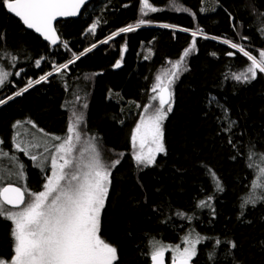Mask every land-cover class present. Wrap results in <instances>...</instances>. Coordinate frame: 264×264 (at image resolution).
<instances>
[{"label":"trees","instance_id":"1","mask_svg":"<svg viewBox=\"0 0 264 264\" xmlns=\"http://www.w3.org/2000/svg\"><path fill=\"white\" fill-rule=\"evenodd\" d=\"M98 1L79 20L57 24L56 48L0 5V71L7 73L0 100L96 46L2 105L0 136L8 143L25 122L63 139L68 99L88 97V131L119 156L101 235L125 259L122 264H150L154 243L184 248L186 237L197 236L194 264H264V200L241 208L264 168V73L235 80L233 74L246 72L251 61L222 41L240 43L253 56L264 50V0H149L157 11L145 10L146 15L140 12L142 0H108L95 19L89 9ZM141 18L143 25L112 41L113 33ZM198 29L193 48L192 32ZM186 49L191 51L174 79L172 111L162 122L165 152L140 168L131 155L133 126L126 117L148 102L160 72ZM226 114L235 123L230 131L223 123ZM24 164L26 183L38 188L37 168ZM11 230L12 223L0 217V257L11 254Z\"/></svg>","mask_w":264,"mask_h":264},{"label":"snow or ice","instance_id":"2","mask_svg":"<svg viewBox=\"0 0 264 264\" xmlns=\"http://www.w3.org/2000/svg\"><path fill=\"white\" fill-rule=\"evenodd\" d=\"M85 3L86 0H0V5L8 12L19 17L29 29H35L52 44H56L58 39L53 21L59 17L76 16ZM145 10L157 11L149 4V0H142L140 9L142 15H146ZM144 23L145 20L141 18L135 26L122 27L119 32L134 31ZM163 27H170V25L165 24ZM95 28L96 24H93L90 31H94ZM199 31L198 29L192 32L193 48ZM118 34L113 33V35ZM103 43H107V40ZM224 43L230 44L233 49H237L251 61L246 72L233 74L235 80L247 82L249 79L256 78L258 71L264 73V51H261L257 58L235 43L228 40H224ZM85 51H91V49ZM190 51L191 49H186L180 60L173 63L172 68L178 70L184 57L188 56ZM228 55L231 56L234 53L229 52ZM76 59H79V56ZM39 64L40 61L37 60L36 65L39 66ZM67 66V64H62L54 67V71L59 72ZM115 66H120L119 61ZM169 74L175 76L176 71L166 73V75ZM50 75H52L51 72L46 76H41L35 83L46 80ZM6 77L7 73L0 71V85L4 83ZM156 79L157 83L153 91L160 89L159 107L152 115L141 118L132 135L133 147L139 145V151L134 154L138 166L153 165L156 155L165 152L162 122L167 113L172 111L170 103L172 94L168 90V85L172 81L169 79L167 84L162 86L161 77L158 76ZM32 83L29 81L28 87H31ZM20 94V91L16 93V95ZM3 103L5 101L0 100V104ZM165 104H168L167 110L164 108ZM80 120L81 117L77 116L76 123L69 124L68 135L55 146V154L51 156V175L47 177L43 191L28 193L29 199L26 202V189L14 187L11 183L6 187H0V217L12 222L11 235L14 238V254L9 260L0 258V264H115L118 260L116 247L101 235V216L109 195L111 172L101 162L95 148H92L93 154L87 161L75 160L72 156L75 148L74 141L80 140V134L76 128ZM53 139L60 140L61 138L53 137ZM16 147L20 149L19 144ZM20 150L26 151V149ZM251 155L253 153L250 150L249 156ZM30 158L33 161L37 160L35 155ZM118 163L119 160L114 161L111 167L114 168ZM217 187L219 188L220 185L217 184ZM252 189L253 195L241 203L242 209L248 203L254 204L258 199L264 200V168L259 169V177L253 181ZM256 189L261 190L259 195L255 194ZM200 206L210 207L211 205L206 201H201ZM200 242L201 239L198 236L195 239L186 237L184 240L186 247L171 248L174 252L173 264H190L197 253L196 245ZM220 243L219 240L216 241V244ZM232 247H235L234 243ZM153 249L151 253L153 264H163V255L169 250V246L154 243Z\"/></svg>","mask_w":264,"mask_h":264},{"label":"rangeland","instance_id":"3","mask_svg":"<svg viewBox=\"0 0 264 264\" xmlns=\"http://www.w3.org/2000/svg\"><path fill=\"white\" fill-rule=\"evenodd\" d=\"M107 5H108V0H99L97 3L93 4L90 7L89 13L96 19L106 9ZM95 30L93 32H95ZM118 33H119L118 35H114L115 38L112 41L114 42L118 41V38L121 35H123V33H120V32ZM222 41L224 42V40ZM227 45L230 46V44H227ZM237 45H239L240 47H243L240 43H238ZM95 47H91L89 49H91L92 51L94 50ZM235 50L238 51L237 49ZM91 51H85L83 55H77V56H79V58H82L83 56H85L87 53ZM261 51H264V50H261ZM261 51H258L257 56H256L257 58H259V53ZM77 56H74L73 59H71L70 61L66 63L68 65L67 68H62L61 70L68 69L70 65L75 63L78 60L76 59ZM183 67H184V62L181 63L180 68L178 70H175L173 68H168V69L165 68L160 72L162 86L167 84L168 80L171 79L172 82L171 84L168 85V88L171 91L172 95H173V88H174L173 84H174L175 76L177 75L179 71L183 69ZM171 71H176V75L175 76H171L170 74L166 75V73H170ZM51 73L52 75H55L58 72L53 71ZM50 76H47V78ZM35 84L37 83H33L31 87H33ZM31 87H26L25 89L28 90ZM20 92L22 94L25 91L21 90ZM159 92H160V89H157L155 92L152 89L150 91V96H149V100L147 103H145L144 105L139 103L136 105V107H134V109L130 110L129 117H126V118H128V123L130 121L132 122L130 126V127L133 126L132 135L136 129V125L140 122L141 118L142 117L146 118L147 116L152 115L155 109L159 107V101H157V99H153V97H157L159 95ZM16 93L12 96L11 99L4 100L5 103L19 96V95H16ZM214 99L216 98L214 97ZM132 102L134 101H129L130 104ZM5 103L0 104V107L4 105ZM67 104H68L67 106L68 110L66 111V114L68 117V125L65 129V132L63 133L64 134L63 139L68 135L69 124L76 123L77 116L81 117V120L79 121V123L76 124L77 131L80 134V140L78 142L74 141L75 148L72 153L73 158L75 160L83 159L84 161H87L89 156L93 154L92 148H95L96 152L99 154V158L101 159V162L105 165L106 168L109 169L112 175V172L116 166L113 168L111 167V165L114 161L119 160V156L115 152H112L109 149H107L108 151L105 150L103 148L102 143L99 141V139L91 135L90 132L88 131L86 127V111H87L88 97H84L83 100L80 99V100H75L71 102L68 99ZM167 107L168 106H164V108H167ZM128 109H129V105H127V107L125 108V112ZM223 123L226 124L228 131H230L235 126V123L231 121V119L229 118V115L227 116V114L224 117ZM19 125L22 128L18 126L15 128L12 134L13 136L8 142L9 144L4 142L3 137L0 136V187H4L8 183H17L18 185H21L24 190L25 189L27 190L26 191V202H27L29 199L28 193L43 191V185L47 182V177L51 175V156L55 154V146L60 144L63 141V139H60V140L53 139V137H58L57 133L49 132L46 130H41L36 123H32L31 125H28L25 122H22V123L19 122ZM17 144H19L20 149H26V151H21L20 149H18L16 147ZM6 145H9V148ZM45 149H47V151ZM137 151H139V145L137 144V146L134 148L133 143H132L131 155L133 156V158H134L135 152ZM81 153H83V157H81ZM32 155H35L37 157L36 161H33L30 158ZM22 159L24 161H29L33 166L37 168L39 176H40V184L38 188L34 189L29 185V183H26V180L28 178L26 177V174H25V164H24V161H22ZM121 159L122 157L120 158V160ZM21 165L23 167H21ZM139 167L146 168L144 165H139ZM110 180H111V176H110ZM12 228H13V225H12ZM11 240H12V251H11L10 256L8 258H5V257H0V258L9 260L11 256L14 254V238L12 237V235H11ZM171 248H175V247H170L169 250L165 251L164 253L169 256L170 260H173L174 252L171 250ZM124 260H125L124 258H122V260L118 258L115 264H117L118 261H119V264H122Z\"/></svg>","mask_w":264,"mask_h":264},{"label":"water","instance_id":"4","mask_svg":"<svg viewBox=\"0 0 264 264\" xmlns=\"http://www.w3.org/2000/svg\"><path fill=\"white\" fill-rule=\"evenodd\" d=\"M93 1H94V0H86V3H85L84 5L81 6V8H80V10H79V12H78V14H77L76 16H70V17H59V18H57V20L53 21V27L55 28V30H56V34H57V37H58L56 44H52L51 41L46 40V39L43 37V35H41L40 33L36 32L35 29H29V28L23 23V21L20 20L19 17H16L13 13H10V12H8V11H7V12H8V14H9L10 16L14 17V18L17 19L19 22H21V24L23 25V27L25 28V30L34 33L36 36H38L39 38H41V40H42L43 42L49 44L52 48H56V47H58V46L61 44V37H60V35H59V33H58V30H57V24H58V23H63V22H68V21L79 20V19L82 17V14H83L85 8H87V7H88ZM6 10H7V9H6ZM168 90H169V88H168ZM169 91H170V90H169ZM170 92H171V91H170ZM171 102H172V95H171L170 103H171ZM165 105H168V104H165ZM12 185H13L14 187H20V186L15 185V184H12ZM6 186H8V184L5 185L4 187H6ZM20 188H21L22 190H24L22 187H20ZM25 195H26V194H25ZM8 207H10V206H8ZM21 207H23V206H21ZM150 264H153V261H152L151 257H150ZM163 264H173V260H170V259H169V256H168L167 254H165V253H164V255H163ZM190 264H193V262L190 261Z\"/></svg>","mask_w":264,"mask_h":264},{"label":"bare ground","instance_id":"5","mask_svg":"<svg viewBox=\"0 0 264 264\" xmlns=\"http://www.w3.org/2000/svg\"><path fill=\"white\" fill-rule=\"evenodd\" d=\"M80 59V58H79Z\"/></svg>","mask_w":264,"mask_h":264}]
</instances>
